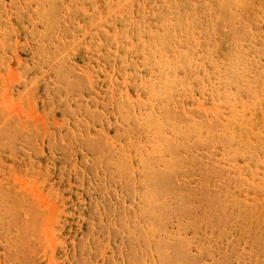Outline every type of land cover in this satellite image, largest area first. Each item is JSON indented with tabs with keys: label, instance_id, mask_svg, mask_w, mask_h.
<instances>
[{
	"label": "rangeland",
	"instance_id": "374dc122",
	"mask_svg": "<svg viewBox=\"0 0 264 264\" xmlns=\"http://www.w3.org/2000/svg\"><path fill=\"white\" fill-rule=\"evenodd\" d=\"M0 264H264V0H0Z\"/></svg>",
	"mask_w": 264,
	"mask_h": 264
},
{
	"label": "bare ground",
	"instance_id": "6f19581e",
	"mask_svg": "<svg viewBox=\"0 0 264 264\" xmlns=\"http://www.w3.org/2000/svg\"><path fill=\"white\" fill-rule=\"evenodd\" d=\"M211 3V2H210ZM196 8V7H195ZM194 9V8H193ZM225 15V14H224ZM228 19V18H227ZM208 21V20H207ZM197 23V22H196ZM185 24V23H184ZM220 49V48H219ZM151 55V54H150ZM161 61V60H160ZM245 63V62H244ZM185 65V64H184ZM198 66V65H197ZM176 72V71H175ZM246 73V72H245ZM126 116V115H125ZM159 129V128H158ZM171 129V128H170ZM199 134V133H198ZM228 139V138H227ZM132 140V139H131ZM177 147V146H176ZM173 156V155H171ZM184 157V156H183ZM206 167V166H205ZM208 171V170H207ZM222 173V172H221ZM202 174V173H201Z\"/></svg>",
	"mask_w": 264,
	"mask_h": 264
}]
</instances>
